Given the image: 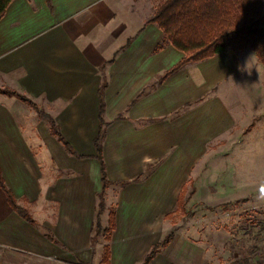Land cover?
I'll use <instances>...</instances> for the list:
<instances>
[{
    "label": "crops",
    "instance_id": "1",
    "mask_svg": "<svg viewBox=\"0 0 264 264\" xmlns=\"http://www.w3.org/2000/svg\"><path fill=\"white\" fill-rule=\"evenodd\" d=\"M151 2L13 0L1 18L0 264H144L171 236L149 264H229L173 223L195 143L202 154L229 128L240 57L222 53L163 80L186 55L149 22ZM101 113L110 183L99 217ZM172 161L179 171H165Z\"/></svg>",
    "mask_w": 264,
    "mask_h": 264
},
{
    "label": "rangeland",
    "instance_id": "2",
    "mask_svg": "<svg viewBox=\"0 0 264 264\" xmlns=\"http://www.w3.org/2000/svg\"><path fill=\"white\" fill-rule=\"evenodd\" d=\"M152 2L155 9L161 0ZM238 55L237 73L221 86H228L233 118L202 154L195 143L187 206L173 231L193 232L211 248L213 262L227 257L229 264H264V63L249 49ZM249 58L250 74L241 70ZM178 163L165 171H179Z\"/></svg>",
    "mask_w": 264,
    "mask_h": 264
},
{
    "label": "trees",
    "instance_id": "3",
    "mask_svg": "<svg viewBox=\"0 0 264 264\" xmlns=\"http://www.w3.org/2000/svg\"><path fill=\"white\" fill-rule=\"evenodd\" d=\"M12 1L0 0V20ZM149 22L156 23L163 31L165 38L186 55L176 67L166 73L163 80L177 73L187 64L200 63L229 51L238 53L249 49L264 63V0H161ZM6 93L28 102L19 94L10 91ZM100 118L102 126L100 135L95 141L98 159L102 166L104 186L99 195V217L106 210L105 191L110 183L103 160L102 141L105 137V129L102 113ZM51 127L54 136L72 153L71 146L64 140L53 121ZM8 194L10 202L15 207L16 202L13 195L10 192ZM185 194L183 190L179 196V213L186 210ZM114 217L113 212L111 213V228L108 229L111 233L115 227ZM97 228L101 235L103 231L100 222ZM171 238L172 236L162 244L156 245L144 264H149L157 255L158 250L168 244ZM95 240L93 239V243H97ZM106 250L108 254L109 248Z\"/></svg>",
    "mask_w": 264,
    "mask_h": 264
},
{
    "label": "clouds",
    "instance_id": "4",
    "mask_svg": "<svg viewBox=\"0 0 264 264\" xmlns=\"http://www.w3.org/2000/svg\"><path fill=\"white\" fill-rule=\"evenodd\" d=\"M252 68H253V67L250 66V58H249V60L246 61L245 65L243 66V68H242L241 70H246V71H248L249 74H250Z\"/></svg>",
    "mask_w": 264,
    "mask_h": 264
}]
</instances>
